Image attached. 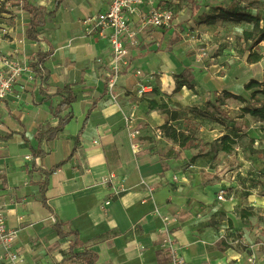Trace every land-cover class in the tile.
Instances as JSON below:
<instances>
[{"label": "crops", "instance_id": "0c3cea01", "mask_svg": "<svg viewBox=\"0 0 264 264\" xmlns=\"http://www.w3.org/2000/svg\"><path fill=\"white\" fill-rule=\"evenodd\" d=\"M30 1L55 8V0ZM110 1L63 0L40 28V42L25 38L29 15L21 2L25 13L1 39L23 66L0 106V204L8 226L19 230L13 247L25 264H85L73 256L85 248L97 251L98 264H171L161 246L167 227L187 264H264V121L243 111L246 100L226 94L250 98L245 86L264 83V39L252 43L232 32L252 31L254 21L219 16L251 8L190 0L174 9L169 27H153L142 25L145 3L131 15L137 33L117 72L109 38L84 28ZM250 14L264 25V16ZM49 49L45 82L32 63L36 51ZM185 70L194 89L179 85ZM67 85L77 96L72 119L38 149V129L59 121L62 97L54 93ZM142 85L148 91L140 93ZM131 114L140 129L137 151ZM167 129L190 138L181 145ZM225 135L236 141L231 151L229 140L221 143ZM111 173L113 183H103ZM121 185L127 190L113 195ZM161 215L170 217L166 225ZM71 231L81 241L73 250V235L63 234Z\"/></svg>", "mask_w": 264, "mask_h": 264}, {"label": "built area", "instance_id": "2783aa9c", "mask_svg": "<svg viewBox=\"0 0 264 264\" xmlns=\"http://www.w3.org/2000/svg\"><path fill=\"white\" fill-rule=\"evenodd\" d=\"M148 3L150 5L149 11L144 15L142 20L143 26L153 27H169L175 16V12L170 5H159L154 0H111L108 9L101 10L96 14L87 17L84 24L85 30L89 33L93 31L102 36H107L111 45V61L113 68L118 72L120 70V61H122L129 53L127 47V39L130 42L135 41L136 31L131 28V15L137 13L142 5ZM2 32L5 35L9 30L3 28ZM0 36V106L3 100L13 90V86L17 77L23 71V66L20 61L10 55L6 54L1 48ZM148 91L145 86H141L140 93ZM151 91V90H150ZM133 114L128 118V125L133 126L131 129V136L133 138V149L135 151L140 149V141L137 140L140 129L135 128ZM1 145V142H0ZM115 177L114 173L104 176L102 182L105 184L113 183ZM126 187H113V195L119 196L126 191ZM220 200L226 199L225 189H221L218 195ZM111 199L105 201V205H109ZM156 214L160 215L158 209ZM165 225L170 220L169 216H162ZM166 233V238L163 240L161 246L168 250L171 264H187L186 258L183 255L180 246L176 239L169 232L168 228L162 229ZM19 230L17 228L9 227L6 219V211L2 204H0V247L3 249L0 252V264H25V259L21 257L20 252L13 247V242L17 239Z\"/></svg>", "mask_w": 264, "mask_h": 264}, {"label": "trees", "instance_id": "16d2710c", "mask_svg": "<svg viewBox=\"0 0 264 264\" xmlns=\"http://www.w3.org/2000/svg\"><path fill=\"white\" fill-rule=\"evenodd\" d=\"M22 2V8L28 13L29 15V23L27 25V28L25 30V38L29 41H36L40 42L43 40V38L40 37V28L45 25L46 18L47 17H54L56 10L59 8L63 0H55V8L53 10H48L45 6H37L34 5L30 0H20ZM222 15H219L223 18H228L233 16V18L237 20L246 19V20H252L255 22V27L253 31H244V35L246 39H249L253 36L254 32L258 35V39L256 41H260L264 39V25L260 27V21L261 17L259 16H253L250 13H244V14H238L232 11H225L221 13ZM53 53V49L49 50H38L33 55V63L32 66L35 70V76L42 79V81H47L50 78V70L47 69L45 66V62L48 60L50 55ZM185 74H183L184 79L179 82V85L184 86L186 85L190 89H194V84L192 83V76L191 74L186 73L187 71H184ZM247 90L250 91V98L256 100V96L260 93H264V83L252 79L246 86ZM55 95H60L62 97V100L59 102V104L56 106L54 115L58 118V124L56 126L53 125H47L46 128H39L36 133V139H37V147L38 149H41L44 142L52 140L55 138L59 131L63 130V128L70 122L72 119V113L69 110L71 107L72 102H74L77 99V96L73 90V88L70 85H67L62 88H58L55 93ZM229 97H234L236 99H240L245 101L242 96L235 95L233 93H226ZM161 108L166 109L167 112H170V109L162 103L160 105ZM243 111L245 113H248L252 115L253 117L263 120L264 121V102H262L260 105L256 103L253 106L245 105L243 107ZM177 116L176 113H173L172 117L175 118ZM168 133L170 132L171 136L175 140H179L180 144H183L184 140H188L190 137L185 135L182 132H177L176 130L167 129ZM177 137H180L178 139ZM230 141L229 147H225V150L231 151L232 150V144H234L236 141L235 139L231 138L229 135H225L221 139V143ZM218 148V144H213L212 149ZM43 151L40 150V154ZM60 164L56 165L55 167H58ZM43 201L45 202V197L43 195ZM64 235H70L72 234L74 237V242L72 244V250L76 248L78 245L81 244L79 234L76 231L71 232H65ZM73 256L79 257L85 261V264H98L99 262V256L97 251L91 249V248H85L82 251L73 253Z\"/></svg>", "mask_w": 264, "mask_h": 264}, {"label": "rangeland", "instance_id": "374dc122", "mask_svg": "<svg viewBox=\"0 0 264 264\" xmlns=\"http://www.w3.org/2000/svg\"><path fill=\"white\" fill-rule=\"evenodd\" d=\"M189 1L190 0H180V2L176 3L175 5L173 4L172 1L160 0V5H165V4L169 5L168 3H170L171 6L173 7L175 6V8L173 9H177L178 6H180V8L185 9L188 6L189 7L191 6L188 4ZM239 5H241V7L243 8H246V7L251 8L249 13L250 12L260 13L262 17L264 16V0H231L224 7H227V9H235V7H238ZM231 11H234V10H231ZM21 13L22 14L25 13L24 11H21V1L19 0H0V25H2V28H0L1 37L5 38L8 35H10V34L5 35L4 32H2V29L7 28L11 30V27L15 25L16 18L19 17ZM262 24H263V21L260 22V25ZM252 25H253V22L246 21V24H245L246 27H252ZM23 26H24L23 23L19 24L18 27L21 29L18 31L16 35L23 34L22 32ZM232 32L235 34H244L243 31L241 30V27L239 29H232ZM251 39H252V43H254L256 39H258V35L256 34V32H254ZM261 98L264 99V96H261ZM257 102H258L257 100H252L249 97L246 98V105L253 106ZM249 119L250 118L245 119V121H249Z\"/></svg>", "mask_w": 264, "mask_h": 264}]
</instances>
